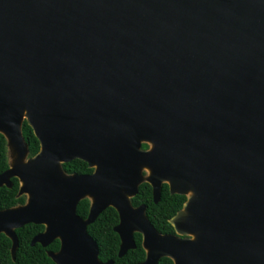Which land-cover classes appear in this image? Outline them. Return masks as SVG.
I'll use <instances>...</instances> for the list:
<instances>
[{
  "label": "water",
  "instance_id": "water-1",
  "mask_svg": "<svg viewBox=\"0 0 264 264\" xmlns=\"http://www.w3.org/2000/svg\"><path fill=\"white\" fill-rule=\"evenodd\" d=\"M0 133L15 155L0 187L27 195L0 210L12 257L32 223L31 245L60 241L55 264H113L86 231L110 206L119 257L138 231L139 264H264V0H0ZM73 159L94 172L65 175ZM143 168L154 203L163 181L186 196L177 236L131 206Z\"/></svg>",
  "mask_w": 264,
  "mask_h": 264
},
{
  "label": "trees",
  "instance_id": "trees-1",
  "mask_svg": "<svg viewBox=\"0 0 264 264\" xmlns=\"http://www.w3.org/2000/svg\"><path fill=\"white\" fill-rule=\"evenodd\" d=\"M21 133L24 142L27 145L28 157H33L39 150V142L34 136L30 126L23 121ZM66 173H89L91 169L81 160H73L61 165ZM8 150L7 141L0 133V173L8 169ZM11 187H0V210L8 209L25 202V196H18L19 182L16 178L11 179ZM150 186L142 183L137 187L135 196L131 199L133 205L145 204L146 217L158 233H173V228L168 219L178 211L184 203V196L168 193L167 185L164 184L160 189L159 201L154 203L150 196ZM88 209V201L82 199L76 207L77 214L85 218ZM118 222L117 213L113 208H106L97 219L87 227L89 235L96 241L99 249L98 257L101 261L113 260L114 264H135L144 259V250L141 247L140 234H134L135 249L128 251L123 257L117 256L119 238L113 231ZM43 230L42 225L27 224L15 230L18 239V247L15 255L12 257L11 241L5 235L0 234V264H54L47 256V251H57L59 241L55 240L47 247L43 248L39 244L30 245L34 235ZM158 264H173L171 259L162 257Z\"/></svg>",
  "mask_w": 264,
  "mask_h": 264
},
{
  "label": "flooded vegetation",
  "instance_id": "flooded-vegetation-1",
  "mask_svg": "<svg viewBox=\"0 0 264 264\" xmlns=\"http://www.w3.org/2000/svg\"><path fill=\"white\" fill-rule=\"evenodd\" d=\"M202 133V132H201ZM7 141V140H6ZM39 142V141H38ZM39 148H40V146H39ZM148 148V145L146 144V142H143V143H141V150H145L146 151V149ZM7 150H8V146H7ZM39 151V150H38ZM28 158H31V157H28V154H27V157H26V159H28ZM73 160H80V159H73ZM73 160H70V161H68V162H65V163H69V162H71V161H73ZM81 161H83V160H81ZM8 162H9V164H10V161H9V150H8ZM83 162H85V161H83ZM86 163V162H85ZM62 164H64V163H62ZM61 164V165H62ZM87 164V163H86ZM60 165V167H61V170H62V172L65 174V175H67V176H71V175H90V174H92L93 172H94V168H89L88 167V165H87V167L89 168V169H91V172H89V173H66V172H64L63 171V169H62V166ZM10 166V165H9ZM9 168V167H8ZM149 175V173H148V171L146 170V168H143L142 170H141V176H142V181H141V183L138 185V186H140L142 183H147L150 187V196H151V185L148 183V182H146V177ZM12 179V178H11ZM17 179V178H16ZM18 180V179H17ZM19 182V181H18ZM164 184H166L167 185V188H168V193H169V185H168V183L167 182H165V181H163L162 183H161V185H160V189L162 188V186L164 185ZM20 186H21V183L19 182V188H20ZM137 186V187H138ZM137 187H136V192H137ZM7 188V187H6ZM19 188H18V191H19ZM160 189H159V196H160ZM136 192L134 193V195L132 196V197H130L129 198V201H130V204H131V206L133 207V208H137V207H139V206H144V208H145V210H144V215H145V217H146V205L145 204H137V205H133L132 204V201H131V199L135 196V194H136ZM170 194V193H169ZM17 195H18V192H17ZM170 195H172V194H170ZM176 195H180V194H176ZM18 196H21V195H18ZM25 196V202H24V204L26 203V201H27V195H24ZM182 196H184V201L186 200V196L185 195H182ZM82 199H86L87 201H88V209H87V213H86V216H85V218H82V217H80L78 214H77V212H76V209H75V213H76V215L78 216V217H80L82 220H86L87 219V217H88V214H89V210H90V207H91V203H92V200L89 198V197H84V198H82ZM82 199H80V200H82ZM159 199V198H158ZM79 200V201H80ZM152 200H153V198H152ZM160 200V199H159ZM78 201V202H79ZM183 201V202H184ZM24 204H22V205H24ZM78 204V203H77ZM184 204V203H183ZM183 204H182V206H183ZM17 206H21V205H17ZM17 206H14V207H17ZM14 207H11V208H14ZM76 207H77V205H76ZM110 207V206H109ZM109 207H106V208H109ZM105 208V209H106ZM110 208H113V207H110ZM104 209V210H105ZM114 209V208H113ZM182 209V207L179 209V210H181ZM5 210V209H4ZM104 210H102L101 212H103ZM115 210V209H114ZM178 210V211H179ZM116 211V210H115ZM178 211H176V213L178 212ZM100 212V213H101ZM100 213L98 214V216L100 215ZM116 213H117V217H118V222H117V224L114 226V228L119 224V221H120V219H119V215H118V212L116 211ZM176 213L174 214V215H176ZM173 215V216H174ZM97 216V217H98ZM172 216V217H173ZM97 217L95 218V220L97 219ZM172 217H170L169 219H168V222H169V220L172 218ZM147 218V217H146ZM148 219V218H147ZM94 220V221H95ZM93 221V222H94ZM149 221V220H148ZM93 222H91L90 224H92ZM150 222V221H149ZM28 224H32V223H28ZM89 224V225H90ZM151 224V223H150ZM169 224H170V222H169ZM25 225H27V224H25ZM25 225H23V226H25ZM35 225H42V224H35ZM89 225H87V227L89 226ZM152 225V224H151ZM171 225V224H170ZM22 226V227H23ZM43 226V230L41 231V232H39V233H37V234H40V233H42V232H44V230H45V226L44 225H42ZM172 226V225H171ZM21 228V227H20ZM114 228H113V231H114ZM173 228V227H172ZM16 229H18V228H16ZM15 229V230H16ZM15 230H14V232H15ZM86 231H87V228H86ZM115 232V231H114ZM87 233H88V231H87ZM116 233V232H115ZM136 233H138V234H140V238H141V241H140V244H141V247H142V249L144 250V259L142 260V261H140V262H137V263H135V264H139V263H142L144 260H145V258H146V250L144 249V247H143V245H142V234L140 233V232H138V231H134L133 233H132V240H133V243H134V247L133 248H131V249H129V250H127L126 251V253L128 252V251H130V250H133V249H135V247H136V244H135V241H134V234H136ZM0 234H3V235H5L4 233H0ZM36 234V235H37ZM117 235H118V233H116ZM161 234V233H160ZM36 235H34V236H36ZM88 235H89V233H88ZM164 235H176L177 236V234L175 233V231H174V228H173V233H170V234H164ZM6 236V235H5ZM33 236V237H34ZM90 236V235H89ZM7 237V236H6ZM17 237V236H16ZM91 237V236H90ZM181 237H185V236H181ZM8 238V237H7ZM92 238V237H91ZM118 238H119V246H118V252H119V247H120V243H121V241H120V237H119V235H118ZM10 239V238H9ZM33 239V238H32ZM31 239V240H32ZM93 239V238H92ZM55 240H58V239H55ZM55 240H53L52 242H54ZM94 240V239H93ZM10 241H11V239H10ZM59 241V240H58ZM95 241V240H94ZM51 242V243H52ZM17 243H18V239H17ZM50 243V244H51ZM95 243H96V241H95ZM35 244H39V243H35ZM34 244V245H35ZM30 245H31V241H30ZM40 245V244H39ZM49 245V244H48ZM47 245V246H48ZM96 245H97V243H96ZM31 246H33V245H31ZM41 246V245H40ZM46 246V247H47ZM11 247H12V241H11ZM17 247H18V244H17ZM42 247V246H41ZM97 247H98V245H97ZM43 248H45V247H43ZM59 248H60V241H59ZM59 248H58V250H59ZM17 249V248H16ZM57 250V251H58ZM16 251V250H15ZM57 251H47L46 252V254H47V256H48V253L49 252H53V253H56ZM118 252H117V256H118ZM10 253H11V251H10ZM126 253H124V255L126 254ZM98 254H99V249H98ZM12 255V254H11ZM14 255H15V253H14ZM124 255H122L121 257H123ZM49 257V256H48ZM98 257V256H97ZM119 257V256H118ZM121 257H119V258H121ZM50 258V257H49ZM51 259V258H50ZM161 259V258H160ZM159 259V260H160ZM170 259V258H169ZM52 260V259H51ZM98 260L100 261V262H102V263H105V262H107V261H112L113 262V260H111V259H109V260H107V261H101L100 259H99V257H98ZM172 261V260H171ZM159 262V261H158ZM55 264V263H54ZM113 264H114V262H113ZM158 264V263H157Z\"/></svg>",
  "mask_w": 264,
  "mask_h": 264
},
{
  "label": "rangeland",
  "instance_id": "rangeland-1",
  "mask_svg": "<svg viewBox=\"0 0 264 264\" xmlns=\"http://www.w3.org/2000/svg\"><path fill=\"white\" fill-rule=\"evenodd\" d=\"M9 161L10 163H13L15 161V155L12 153L10 148H9Z\"/></svg>",
  "mask_w": 264,
  "mask_h": 264
}]
</instances>
